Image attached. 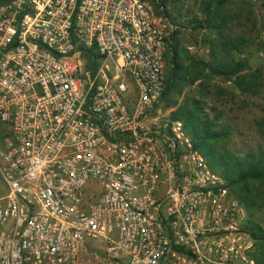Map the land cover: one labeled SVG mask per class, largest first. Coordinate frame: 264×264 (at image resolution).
I'll return each mask as SVG.
<instances>
[{
  "label": "built area",
  "instance_id": "obj_1",
  "mask_svg": "<svg viewBox=\"0 0 264 264\" xmlns=\"http://www.w3.org/2000/svg\"><path fill=\"white\" fill-rule=\"evenodd\" d=\"M151 1L0 5V264H258L244 206L162 110L177 26Z\"/></svg>",
  "mask_w": 264,
  "mask_h": 264
},
{
  "label": "trees",
  "instance_id": "obj_2",
  "mask_svg": "<svg viewBox=\"0 0 264 264\" xmlns=\"http://www.w3.org/2000/svg\"><path fill=\"white\" fill-rule=\"evenodd\" d=\"M164 1L160 0L161 6ZM231 2H202L203 18L197 28L214 34V40L209 43V61L189 56L187 52H181L176 44L171 45L162 101H165L166 107L174 109L171 118L183 123L193 150L206 160L212 172L228 182L235 197L244 206L248 216L247 227L255 239L253 255L256 263L260 264L264 262V230L258 218L264 209V148L243 155L223 149L229 137L228 128L220 123L221 114L215 107H206L215 79L230 83L242 95L254 96L261 87L259 71L252 69L247 60L237 59L233 54L242 48L245 41L240 37L232 39L226 34L229 17L225 6ZM90 54L79 49V55L84 60ZM187 87H195L196 96H186L179 104L172 96H180ZM216 89L220 90L217 86ZM211 112L215 113L213 117Z\"/></svg>",
  "mask_w": 264,
  "mask_h": 264
},
{
  "label": "rangeland",
  "instance_id": "obj_3",
  "mask_svg": "<svg viewBox=\"0 0 264 264\" xmlns=\"http://www.w3.org/2000/svg\"><path fill=\"white\" fill-rule=\"evenodd\" d=\"M11 1L0 0V3ZM203 1L165 0L163 6L160 0L151 1L155 16L177 26L167 39L163 56L165 73L169 69L171 45L176 44L181 52H187L189 56L209 61V43L214 40V34L197 28L203 18ZM225 12L229 17L226 34L232 39L240 37L245 41L242 48L233 54L237 59L247 60L252 69L259 71L261 87L254 96L242 95L230 83L215 79L212 82L215 87L210 90L212 95L206 99V107H215L221 114L220 123L228 128L229 137L223 149L243 155L264 148V0H232L225 6ZM186 96H196V88L187 87L180 96L173 95L172 98L180 104ZM161 106L171 117L174 109L166 107L165 101H162ZM214 115L210 113L211 117ZM8 132L9 127L0 124V146L5 143ZM258 216L264 230V209Z\"/></svg>",
  "mask_w": 264,
  "mask_h": 264
}]
</instances>
